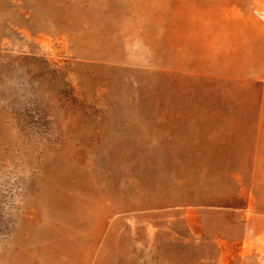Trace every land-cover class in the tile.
I'll use <instances>...</instances> for the list:
<instances>
[{"label": "rangeland", "instance_id": "rangeland-1", "mask_svg": "<svg viewBox=\"0 0 264 264\" xmlns=\"http://www.w3.org/2000/svg\"><path fill=\"white\" fill-rule=\"evenodd\" d=\"M264 0H0V264H264Z\"/></svg>", "mask_w": 264, "mask_h": 264}, {"label": "crops", "instance_id": "crops-1", "mask_svg": "<svg viewBox=\"0 0 264 264\" xmlns=\"http://www.w3.org/2000/svg\"><path fill=\"white\" fill-rule=\"evenodd\" d=\"M260 217L264 219V215H262V216H260Z\"/></svg>", "mask_w": 264, "mask_h": 264}]
</instances>
